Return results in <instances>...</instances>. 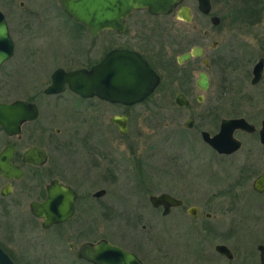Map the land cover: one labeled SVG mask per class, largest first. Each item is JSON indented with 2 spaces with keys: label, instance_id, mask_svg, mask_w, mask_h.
Returning a JSON list of instances; mask_svg holds the SVG:
<instances>
[{
  "label": "rangeland",
  "instance_id": "obj_1",
  "mask_svg": "<svg viewBox=\"0 0 264 264\" xmlns=\"http://www.w3.org/2000/svg\"><path fill=\"white\" fill-rule=\"evenodd\" d=\"M211 3L210 14L220 18L217 26L197 10L195 0L182 2L191 9L189 24L178 20L176 10L162 18L163 24L171 25L173 33L178 28L189 32L192 25L197 26V44L211 59L209 87L206 91L197 90L198 95L203 94V101L192 103L189 108L151 103L135 107L128 133L122 136L109 121L117 112L113 107L98 105L101 114L97 117V106L80 104L68 94L58 99L42 94L54 68L63 66L65 57L76 55L75 50L90 44L84 37L79 40L81 31L73 38L78 26L62 11L59 0H0V10L7 17L15 45L14 59L21 61L16 67L11 63L3 67L0 82L5 81L4 89L11 100L34 96L38 99V127L49 125V133L56 127L62 130L55 140L65 147L53 152L54 163L57 159L68 175L77 172L82 191L106 190L103 197H85L83 202L91 206L92 216L97 217L100 236L109 238L112 222L118 227L130 225L132 221L126 220L132 216L141 217L138 227L144 223L153 225L157 232L165 223L161 209L150 204V194L166 192L183 201L182 207L173 209L165 219L167 225L179 219L177 224H171L172 238L167 244H149L152 257L162 264H259L256 245L264 243V195L259 196L252 189L254 178L264 167V146L257 134L236 132L242 148L233 155L218 156L199 133L200 129L217 133L220 120L230 117H244L260 127L264 118V74L256 85H251L250 79L252 67L260 57L264 58V0ZM250 3H256L259 14L245 10ZM203 31H207L205 36ZM197 64H201L200 60ZM197 70L198 74L200 68ZM49 106L54 110H49ZM74 109L80 113L88 111L90 117L73 113ZM52 112L56 116L51 117ZM189 116L195 118L191 129L183 126ZM94 146L100 147L102 163L106 159L104 167L116 168L111 176L103 174L97 183L92 176H86V180L83 175H89L87 163L93 157L88 149ZM190 206L199 208L196 219L186 213ZM204 213H210V218L206 219ZM7 230L6 236L15 241L12 232L16 229ZM216 244L227 245L234 259L229 261L215 252ZM11 252L18 256L17 249ZM28 253L34 257L33 264H43L41 255L33 256L32 250ZM65 257L67 250L49 243L47 264H64Z\"/></svg>",
  "mask_w": 264,
  "mask_h": 264
},
{
  "label": "flooded vegetation",
  "instance_id": "obj_2",
  "mask_svg": "<svg viewBox=\"0 0 264 264\" xmlns=\"http://www.w3.org/2000/svg\"><path fill=\"white\" fill-rule=\"evenodd\" d=\"M19 5L22 6L21 1L19 2ZM181 5L182 3L174 9L176 10V16L177 10ZM1 12L5 17L9 30L7 17L3 11ZM210 13L211 12L208 14H201L209 16L210 20L211 16H213ZM168 14H153L149 12L147 8L134 9L127 17L124 18L125 26L122 31L105 29L95 36H92L89 33L86 26L72 19V21H74L78 26V28L74 29V34L72 35L74 36L73 38H77L79 31H81L82 33L79 36V40L81 41V39L84 37L87 39V41H89L90 44L85 49H82L81 46L79 51L75 50L74 52L76 55L67 56V58L65 57L63 66H57L54 68V70L49 75V82L47 83V85L51 83V74L57 69L61 68L65 71L79 69L90 70L94 66L99 65L108 54H112L111 64L112 66H115L118 61V53H125L129 51L140 56L159 76V83L156 88L142 101L128 104L125 102H110L98 97L97 95L91 97H82L68 89L67 86L65 90L59 94H45V88L42 90V94L51 99H58L65 94H68L76 101H79L80 104L89 103L90 106H97L95 111L97 117H99L101 114L100 110L98 109V105L113 107L117 110V112L110 116L109 121L122 136H125L128 133L130 123L134 119L132 110L135 107L144 106L151 103L152 105L157 106L189 108L192 103H201L203 100L199 101L198 97L203 94H197V90L201 91L197 86V80L199 73L205 72L210 83V80L212 79L211 59L205 56L204 49L200 46L203 49V55L201 57L192 56L182 63L177 60L179 55L190 51L194 46H199L197 44L198 40L196 37L197 26L192 25V28L189 32L182 30V28H178L175 30L176 33H173V28L171 29V25H165L162 22V18ZM178 20L184 21L180 18H178ZM190 22L185 23L189 24ZM205 35L206 34H204V36ZM79 40L78 42H80ZM212 47H215V43H212ZM14 54L15 45L12 56L0 64V70H2V68L7 66L9 63L15 67L19 65L21 61L15 60ZM261 58L264 60L263 57H260L259 59ZM204 59L207 60V66L203 64ZM121 60L124 61V59ZM198 60L201 62L199 66L197 64ZM221 61L223 62V60ZM199 68L200 72L197 74V69ZM263 74L264 64L260 80L257 83L251 85L260 83L263 78ZM5 85V81L0 82V104H8L16 100H24L29 103H34L37 107V117L32 120H25L21 122L19 128H17L15 131L13 130V132L5 131L0 125V248L8 254L14 264H33L34 257H31V255L28 253V250H32L34 252L33 256L41 255V258L44 261L43 264L49 263V243L52 246H55V248L57 247L67 250L68 257L64 258V264H99L85 257L79 256V250L81 245L84 243L95 244L101 240H106L111 245L119 247L128 253H132L137 258L139 262L138 264H162L160 259L152 257L153 253L148 249V247L150 243H157L159 245L163 241H166L167 244V240L172 238V230L170 227L174 222H172L170 225H167L169 222H167L165 219L172 215L173 209L182 207L183 201L180 198L168 193L169 195L179 199L181 204L178 206H171L168 210H165L163 205L157 208L154 207L157 210L161 209V219L164 220L165 223L164 226L158 227L157 232L153 231L156 228L153 225H146L144 223L138 227L137 223L141 221V217L132 216L131 219L128 218L126 220L129 223L132 221L130 225L118 227L112 222L109 238L107 236H100V228L97 217L92 216L94 213L92 212L91 206L84 205L83 202L85 201V197H92L93 199H99L103 197L106 194V190L99 189L92 192L88 190L82 191L83 188L80 186L81 184H79L81 181L80 177L77 175V172H73V174L68 175L69 173H67L65 169L60 168L57 163V159L54 163L55 156L53 152L55 150L59 152L61 149H64L63 147H65L60 141L57 139L55 140V138H59L62 130L56 127L54 128L53 133H49V125H41L38 127V120L41 112V108L37 102L38 99H36L34 96L28 99L11 100L7 95L8 93L6 92V89H4ZM178 94H182L188 100L187 105L181 106L178 104L176 100ZM49 110L53 111L54 109L49 106ZM77 112L78 114L83 115L85 118L90 117L88 111L83 110L80 113L79 110L74 109L73 113ZM50 116H56L55 112L50 113ZM113 116L125 117V123L127 125L126 134H121L117 125L111 122V117ZM190 117L193 119V122L191 127H186L189 129L194 126L195 120L194 116H189L188 118ZM47 122H49V119ZM183 126L185 127L184 124ZM259 128L256 127V130L252 133L244 130H235L234 136L236 132H244L249 135L257 134L260 145L264 146V144H262L259 140ZM202 131L206 130H199L201 139ZM89 137L90 135L88 133V138ZM235 138L237 137L235 136ZM237 139L240 140L239 138ZM50 144L52 146H49ZM205 144L208 145L207 143ZM32 147L44 150L45 161L43 163L35 164L29 160L27 152ZM85 147L91 148L90 146ZM208 147L210 146L208 145ZM99 148L94 146V149H88V153L90 157H93V159L87 163L90 170L89 175L83 173L86 180V176H92L94 179L93 182L95 183L101 179L103 174H109V176H111V174L115 173L116 171V168L111 170V168L104 167L106 159L103 160L104 163H102V158H104V156L99 151ZM211 149L218 156H230L240 150L239 149L232 154H219L213 148ZM4 164L10 166L9 172H5L2 169ZM263 171L264 167L262 171L254 178V180L260 176ZM64 174L68 175L69 178H65ZM54 180H57L63 186L70 187L73 190L75 193L74 210L72 215L66 220L46 225V219L38 214L40 212L35 213L33 211L32 204H42L45 202L46 198L48 197V187ZM100 190H104V194L97 196L96 193ZM253 191L259 196L264 195V190L259 192L253 189ZM81 205L86 208L80 209L79 206ZM192 207L195 208V215L188 212V209ZM198 212L199 208L197 206H190L186 210V213L193 219L197 218ZM203 215L206 219L210 218V213H204ZM162 220L159 221L162 222ZM175 221L176 223L174 224H177L179 219ZM9 227L16 229L14 234L12 232V235H14L15 239L13 242L16 244V247H12V237L6 236L8 231L7 229ZM8 244L10 246H8ZM260 244L264 243H259L256 245L259 264L260 253L257 249V246ZM13 248L17 249V257H14L11 252ZM233 259L227 260L231 261ZM35 260L37 261V259Z\"/></svg>",
  "mask_w": 264,
  "mask_h": 264
},
{
  "label": "water",
  "instance_id": "obj_3",
  "mask_svg": "<svg viewBox=\"0 0 264 264\" xmlns=\"http://www.w3.org/2000/svg\"><path fill=\"white\" fill-rule=\"evenodd\" d=\"M184 0H59L62 11L73 20L87 27L92 36L99 32L110 29L122 31L125 26L124 18L132 10L147 8L153 14H168L179 6ZM197 9L203 13L211 12V0H196ZM177 17L190 22L192 19L190 8L181 5L177 10ZM210 22L217 26L220 18L211 16ZM207 34V31H203ZM14 43L10 37L8 26L3 13L0 11V64L12 56ZM203 49L194 46L190 51L177 57L179 62H185L192 56L201 57ZM121 59H124L122 61ZM112 54L97 66L90 70L65 71L57 69L51 74V83L45 89V94H59L66 88L79 94L82 97H98L110 102H125L133 104L142 101L148 96L159 83L158 74L149 67L146 61L133 52L118 53V61L115 66L111 64ZM203 64L207 66V60ZM264 60L259 59L253 66L251 84L257 83L263 72ZM197 86L201 91H206L209 86V79L205 72H200ZM176 100L179 105L185 106L188 100L178 94ZM203 100V95L198 97ZM37 117V107L34 103L24 100H16L8 104H0V125L7 132H13L21 122L32 120ZM111 122L116 124L121 134L127 133L125 117L113 116ZM193 119L190 117L185 121V127L192 126ZM235 130L254 132L256 127L243 117L223 118L220 121L219 130L211 135L207 131H202L201 136L205 143L219 154H232L241 148V141L235 138ZM259 140L264 144V118L258 129ZM27 156L35 164L45 161L44 150L32 147ZM2 169L10 171V166L4 164ZM253 189L264 190V171L253 181ZM104 194V190L96 193L97 196ZM75 193L70 187H65L57 180L51 182L48 187V197L42 204L33 203V211L40 212V216L46 219L45 224L62 222L69 218L74 210ZM150 204L157 208L161 205L165 210L171 206H178L181 201L168 193L149 195ZM188 212L195 215V208H189ZM259 251L260 264H264V244L257 246ZM215 252L223 255L227 259H233L231 249L225 244H216ZM79 256L99 264H138V260L132 253H128L119 247L111 245L106 240H101L95 244L84 243L79 250ZM0 264H14L12 259L0 248Z\"/></svg>",
  "mask_w": 264,
  "mask_h": 264
},
{
  "label": "trees",
  "instance_id": "obj_4",
  "mask_svg": "<svg viewBox=\"0 0 264 264\" xmlns=\"http://www.w3.org/2000/svg\"><path fill=\"white\" fill-rule=\"evenodd\" d=\"M255 1H256V0H255ZM249 5H250V6L247 5V6H248L247 9H245L246 11H251V10H252V11H254V13H255V12L257 13V12L259 11V10H257V5H256V3H250ZM257 14H259V12H258Z\"/></svg>",
  "mask_w": 264,
  "mask_h": 264
}]
</instances>
